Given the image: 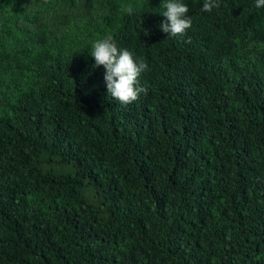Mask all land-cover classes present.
Segmentation results:
<instances>
[{"label": "trees", "instance_id": "obj_1", "mask_svg": "<svg viewBox=\"0 0 264 264\" xmlns=\"http://www.w3.org/2000/svg\"><path fill=\"white\" fill-rule=\"evenodd\" d=\"M182 2L172 37L161 0H0V264H264V7Z\"/></svg>", "mask_w": 264, "mask_h": 264}, {"label": "clouds", "instance_id": "obj_2", "mask_svg": "<svg viewBox=\"0 0 264 264\" xmlns=\"http://www.w3.org/2000/svg\"><path fill=\"white\" fill-rule=\"evenodd\" d=\"M218 0H204L201 11L211 12L218 8ZM160 13L166 18L160 25L163 32L170 36H183L192 27V19L186 15L188 6L182 0H161ZM255 7H264V0H255ZM121 11L132 15L136 10L132 5H122ZM89 54L94 58L93 67L103 66L104 81L107 93L116 101L127 105L136 101L141 93H147V88L139 85V76L148 70L143 61H136L127 48H118L112 36L96 40L89 48Z\"/></svg>", "mask_w": 264, "mask_h": 264}]
</instances>
